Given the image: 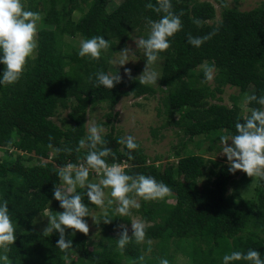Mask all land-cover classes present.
Masks as SVG:
<instances>
[{"label": "trees", "instance_id": "trees-1", "mask_svg": "<svg viewBox=\"0 0 264 264\" xmlns=\"http://www.w3.org/2000/svg\"><path fill=\"white\" fill-rule=\"evenodd\" d=\"M110 1L28 0V10L41 13L38 48L16 83L0 84V150L5 154L0 160V203L7 200L16 231V241L7 252V264H66L65 255L68 264H160L161 259L176 264L177 253L187 256L191 264H222L224 255L233 251L246 253L249 249L258 250L264 259V180L259 179L253 189L254 197L245 199L240 186L246 183V173L239 176V170L233 174L229 165L209 161L218 169L214 172L209 168L213 179L199 187L206 159L187 148V143L196 136L213 144L221 135L235 134L236 122L243 123V118L250 116L240 115L236 103L231 107L220 101L209 103L206 99L213 95L208 87L197 85L205 82L203 71L197 73L196 68L205 63L214 66L213 90L219 95L226 86L241 93L251 86L252 95H264V7L239 11L225 6L224 0H216L221 8V18L216 23H209L216 12L211 3L171 0L174 13H183L182 29L169 38L171 47L159 54L162 64L158 90L164 92L162 105L169 124L178 127L186 137L180 147L183 155L174 152L176 163L159 169L155 163H148L139 143V148L131 152L134 158L129 160L125 155L128 150L118 143L121 137L112 128L103 134L105 146L115 153V159L106 158L108 164L126 162L129 165L126 174L152 176L171 188L168 197L174 199V204L162 203L157 207L153 201L140 198V207L136 209L150 223L145 240L155 241V249L147 242L138 244L133 239L120 250L119 235L111 233L121 222L128 225L130 220L111 209L108 215L112 221L102 223L104 240L97 249L88 247V235L66 229V238L72 240L73 248L62 252L56 247L58 232L54 230L45 236L35 228V220L45 211L48 214L63 211L53 196L54 185L60 183L56 169L84 162L87 149L80 152L75 149L79 140L87 136L88 110L98 104L112 109L122 97L137 99L158 91L152 85H141L134 77L122 80L111 90L96 87L95 73L109 74L105 66L108 55H101L99 60L80 57L79 49L63 41L65 36H79L82 40L103 36L110 43L106 49L110 54L115 42L123 44L130 32L149 29L147 20H158L163 15L145 7L148 3L156 6L157 0H121L108 12ZM81 4L85 5V11ZM74 12L81 13L76 20ZM194 20H199L200 25ZM210 33L215 34L199 48L187 42L188 34L203 37ZM4 70L5 65L0 64V78ZM58 106L69 109L64 128L52 120ZM248 107L252 110L261 106L253 101ZM174 111L179 113L177 120L172 117ZM116 115L110 112L107 118ZM57 148H71L72 152H56ZM33 160L37 162L35 165L25 164ZM93 176L89 171V180ZM82 193L91 213L96 206L87 199L86 189ZM89 218H84L87 223ZM144 250L151 255L143 254ZM71 254L77 258L70 259ZM140 256L145 259L140 261ZM0 264L5 262L0 260ZM232 264L251 262L241 260Z\"/></svg>", "mask_w": 264, "mask_h": 264}, {"label": "clouds", "instance_id": "clouds-1", "mask_svg": "<svg viewBox=\"0 0 264 264\" xmlns=\"http://www.w3.org/2000/svg\"><path fill=\"white\" fill-rule=\"evenodd\" d=\"M145 7L163 15L158 20H147L150 27L147 38L141 37L134 40L136 48L142 49L146 57L145 67L135 79H138L141 85H156L161 75L152 65L157 62L160 53L171 47L169 38L182 29L181 16L183 13L181 12L179 15L174 13L171 0H157L156 6L148 3ZM40 19V13L26 10L22 0H0V53H2L0 64L5 65L0 84L10 85L16 83L22 76L28 59L34 57L38 48L37 23ZM193 22L198 26L200 25L199 20ZM214 34L210 33L203 37H193L188 34L187 42L191 46L199 48ZM109 47V41L103 36H93L80 42L78 55L99 60L102 50ZM132 50L130 46L125 45L119 52V58L112 61V63L119 66L127 64L129 53ZM200 67L204 73V82L212 81L215 71L214 66L205 63ZM124 73L129 79H133L131 69L125 68ZM91 80L92 77L90 76L89 81ZM121 82L122 77L119 73L117 75H109L104 71L95 73L96 87L103 86L111 90ZM253 101L261 107L252 109L250 116L243 118V123L240 120L236 122L235 134L221 135L220 144L222 154L227 157L229 172L234 174L239 170L249 177L264 180V95L260 97L249 95L244 98L246 104ZM103 132L104 128L102 126L94 122L89 123L87 136L79 140L75 149L76 152L87 149L84 162L78 165L68 163L56 169V175L60 183L54 185L53 196L55 200L59 201L63 211L55 214L49 213V223L43 229V234L47 236L49 233H53L54 230L58 232L59 239L56 247L65 253L73 248L72 240L66 238V229H73L88 235L89 225L84 219L85 217H92L97 225L101 221L109 224L112 218L108 215L107 208L111 207L114 202L117 204L114 209L115 214L127 216L130 215L132 208L138 209L140 207L135 197H140L145 201H153L171 195V188L163 182H158L152 176L143 174L128 175L125 170L129 165L125 169L119 163L108 164L106 158L112 156L115 159V153L111 148L105 146L107 141L102 135ZM49 139L51 141L52 137H49ZM229 141H231L230 144ZM118 143L124 145L128 150L125 153L127 158L129 160L133 159L131 152L139 148L135 138L131 135L126 138L121 137ZM49 147H52L51 143H49ZM62 150L69 154L72 152L71 148L55 149L56 152ZM89 171L93 172L94 176H97L96 173L102 175L98 183L89 182ZM77 187L86 189V196L90 203L104 210L102 218H97L90 213L89 207L84 203L85 193L78 192ZM105 189L111 190V198L106 197ZM117 227L121 229L117 239V247L120 250H124L126 245L133 239L138 244L145 241L147 227L145 221L140 219L131 221V237L125 225H118ZM15 233V226L9 215L8 202L4 200L3 203H0V249L4 253L0 255V260L4 261L5 264L9 259L7 256V252L10 250L9 246L16 241ZM64 259L68 264L67 255ZM144 259V256L139 257L140 261ZM241 260L250 261L251 264H264L261 253L253 249H249L246 253L233 251L231 254H226L222 258V264H232L234 261ZM160 264H169V261L161 259Z\"/></svg>", "mask_w": 264, "mask_h": 264}, {"label": "rangeland", "instance_id": "rangeland-1", "mask_svg": "<svg viewBox=\"0 0 264 264\" xmlns=\"http://www.w3.org/2000/svg\"><path fill=\"white\" fill-rule=\"evenodd\" d=\"M59 0H57L58 2ZM199 2H209L215 8V17L209 23H216L220 20V12L221 8L220 5L216 2V0H197ZM226 5L230 8H236L239 11H250L259 7H264V0H224ZM121 0H111L108 6V12L114 9ZM22 3L26 10H28V0H22ZM82 5V4H81ZM83 8L85 5H82ZM84 8L83 11H85ZM41 15V13H40ZM81 15L80 12H74L73 18L76 20ZM42 29L41 21L37 23V34L38 31ZM149 29H136L130 32L128 39L123 43L115 42L114 48L109 54L107 50H103L101 55H108L107 62L105 61V66L110 75H117L118 73L121 75L122 80L128 79V76L125 75L124 69L128 68L131 69L132 77H138L146 64V57L144 56L143 50L136 48V44L134 40H137L145 33H148ZM63 41L68 43L72 46L73 49L78 50L80 49V42L82 41L81 37L77 36L75 38L71 37H64ZM125 45L130 46L133 50L129 53L128 63L119 66L118 64L112 63V61L117 60L120 55V51L125 47ZM35 55V54H34ZM33 57H30V59ZM162 64V60L158 59L157 62L152 65V67L160 73V66ZM201 67L196 68V72L199 73L201 71ZM216 72L214 71V77ZM201 82V78L199 79ZM197 85H203L208 87L209 92L213 95H208L206 99L209 103H216L219 102L226 105L227 107H231L234 103L237 104L238 109H240V115L247 116L251 113V109L248 107V103H244L245 96L252 95L253 88L250 86L244 93H241L237 88L226 86L224 91L221 95L214 92V78L210 82L205 83H198ZM156 90H158V81L156 85H152ZM214 93V94H213ZM162 98H164V92L158 90L154 95H149L147 97H140L137 99L132 98L131 96H126L120 98L119 102L116 106L112 109H109L105 104H98L88 110L87 113V121H86V132L89 123H96L104 128L103 134L112 131L115 135L119 137H127L129 135L135 138L136 143L140 144V147L143 149V152L146 154L148 158V163H155V166L159 167V169L163 168L167 164H175L177 158L174 156L175 151H179L180 155H183L181 147V142L185 140V136L183 135L182 131L174 126L169 124V118L167 113L165 112V108L162 105ZM220 99V100H218ZM68 108H63L58 106L56 110L55 116L52 118L53 122L60 126L65 127L67 125V113ZM116 113V118H107L108 113ZM179 116L178 111L173 112V119L177 120ZM88 122V123H87ZM88 134V133H87ZM102 134V135H103ZM217 142H213L211 144L212 148H208L209 142L205 141L202 136H196L193 138L192 142L187 143V148L191 149L195 153L203 156L206 159V166L203 169V175L198 179V186L201 187L203 184L208 183L209 180L213 179V174L209 171L211 168L212 171L216 172L218 168H214L211 166L209 161L216 162L221 165H229L227 162V157L222 154V146L220 144V140ZM195 143H199L200 146L195 147ZM231 141H229V144ZM16 151L13 152V156L15 155ZM5 154L0 150V160L4 158ZM27 156V155H23ZM37 162L33 160L32 162L28 163L25 162L27 165H35ZM244 172L240 171V175ZM247 176V174H246ZM102 176H93L89 182L98 183ZM259 178L256 177H246V183L240 186V192L242 193V197L245 199H249L254 197L253 189L258 186ZM84 189H80L77 187V191L82 193ZM110 189H105L106 197H110ZM133 195V194H130ZM140 202V197H135ZM154 205L160 207L162 203L165 204H174L175 201L173 198L166 196L163 199L153 200ZM117 204H114L111 207L107 208V212L111 209L114 212ZM92 215L96 216L97 218H102L104 214V210L99 208L98 206L95 207L91 211ZM48 211H45L42 216H39L35 222V228L43 232V229L47 227L48 221ZM129 217L130 223L127 225L124 222H121L120 225H125L128 228V234L130 235L132 232L131 221L134 219L143 220L141 215L136 212V208H132L130 210ZM144 221V220H143ZM102 221L99 225H97L92 217L89 218L88 225H89V245L90 249H97L100 248L99 242H102L104 239L102 238L101 229H102ZM149 225L150 223H146ZM120 232V228L117 227L114 233H111L112 236L117 237L118 233ZM150 245L151 249H155V241L153 240H145ZM173 251V248H171ZM3 252L0 249V255ZM143 254L150 256L149 251H143ZM76 259L77 256L71 254L70 259ZM176 264H191L187 256L177 253L175 256Z\"/></svg>", "mask_w": 264, "mask_h": 264}, {"label": "built area", "instance_id": "built-area-1", "mask_svg": "<svg viewBox=\"0 0 264 264\" xmlns=\"http://www.w3.org/2000/svg\"><path fill=\"white\" fill-rule=\"evenodd\" d=\"M121 165L124 166L125 169L128 167V164L125 163V162L121 163ZM95 173H96V172H95ZM96 175H97V176H102V175H98L97 173H96Z\"/></svg>", "mask_w": 264, "mask_h": 264}]
</instances>
